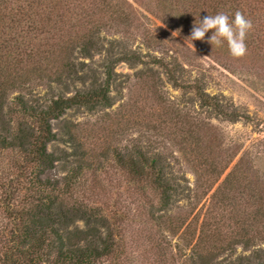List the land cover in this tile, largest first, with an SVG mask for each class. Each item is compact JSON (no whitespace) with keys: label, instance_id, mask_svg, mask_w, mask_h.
I'll list each match as a JSON object with an SVG mask.
<instances>
[{"label":"trees","instance_id":"obj_1","mask_svg":"<svg viewBox=\"0 0 264 264\" xmlns=\"http://www.w3.org/2000/svg\"><path fill=\"white\" fill-rule=\"evenodd\" d=\"M133 4L151 14L156 9L165 24L173 12L185 21L239 10L253 25L247 47L264 49V0H0V150L21 157L13 178L0 182L8 221L0 226V264H104L123 254L118 233L99 208L70 202L75 177L63 185L48 177L57 161L49 150L57 137L53 121L74 107H109L121 63L162 68L215 118L231 123L249 118L199 82L182 85L172 62L134 48L131 36L144 26L145 14ZM113 28L121 29V37H107ZM143 34V45L154 51L153 35L147 29ZM198 42L199 49L213 48L207 38ZM97 55L102 57L100 73L84 61ZM36 82L50 88V95L36 98ZM188 126L183 143L195 145L196 174L201 188L211 192L190 243L189 264H264V177L252 154L241 147L224 148L223 137L210 123L189 121ZM117 161L157 195L159 211L169 209L178 184L168 172L167 158L137 147L118 153ZM152 217L159 226L167 221L163 215Z\"/></svg>","mask_w":264,"mask_h":264},{"label":"rangeland","instance_id":"obj_2","mask_svg":"<svg viewBox=\"0 0 264 264\" xmlns=\"http://www.w3.org/2000/svg\"><path fill=\"white\" fill-rule=\"evenodd\" d=\"M133 5L145 14L144 26L135 28L131 36L134 48L142 47L144 55L153 53L172 62L182 85L199 82L207 93L223 97L225 103L249 118L235 123L215 118L201 107L192 91L175 86L162 68L153 66L150 70L121 63L111 87L109 107H74L53 121L57 137L49 150L57 161L48 177L61 185L75 177L70 202L77 200L99 208L118 233L123 254L104 264H189L190 243L200 229L205 214L202 208L211 192L201 188L196 174L199 155L192 151L195 145L183 143L188 122L210 123L223 137L224 148L249 151L255 168L264 177V49L259 46L260 50L253 52L247 47L246 55L235 58L226 44L206 51L196 46L198 41L194 47L191 42L186 45L197 16L184 21L173 12V22L165 24L155 15L156 9L152 8L151 14ZM144 29L154 37V51L143 45ZM119 31L113 28L106 35L121 37ZM84 61L89 68L102 71L101 56ZM33 87L36 98L50 95V88L43 83L36 82ZM137 147L161 153L169 162L168 172L178 184V192L166 212L158 210L157 195L127 175L117 161L118 153ZM20 160L15 151L0 150V182L13 178ZM152 213L166 216V223L157 225ZM7 222L0 200V226ZM241 252L239 247L237 255Z\"/></svg>","mask_w":264,"mask_h":264},{"label":"clouds","instance_id":"obj_3","mask_svg":"<svg viewBox=\"0 0 264 264\" xmlns=\"http://www.w3.org/2000/svg\"><path fill=\"white\" fill-rule=\"evenodd\" d=\"M252 27V21L239 10L231 16L227 12L218 11L202 19H195L190 35L186 37V45L191 42L194 47L195 41L207 38V43L212 47L226 44L230 55L240 58L246 55L245 41Z\"/></svg>","mask_w":264,"mask_h":264}]
</instances>
